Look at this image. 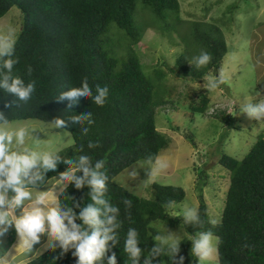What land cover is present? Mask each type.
<instances>
[{
    "label": "trees",
    "instance_id": "trees-1",
    "mask_svg": "<svg viewBox=\"0 0 264 264\" xmlns=\"http://www.w3.org/2000/svg\"><path fill=\"white\" fill-rule=\"evenodd\" d=\"M137 3L140 7L135 10ZM12 7L19 12L20 25L13 39L12 55L0 57V79L7 71L3 68L4 61L16 60L12 75L22 79L25 85L34 82L35 91L27 103L17 101L16 106L9 109L4 105L15 97L0 89V111L5 113L9 123L37 120L54 124L56 118L67 122V127L62 129L69 134L71 146L54 154L59 157L56 170L44 172L40 169L43 181L35 186L29 185V188H40L60 174L78 168L81 156L89 157V166L93 169L99 160L104 161V167L99 169L108 178L104 198L117 209L115 213H107L115 219L112 225L106 226L112 228L109 235L116 239L108 242L110 251L96 264H107L113 253L117 264H132L124 252L129 229L137 233V247L141 250L138 264H145L146 258L151 264H181V257L184 258L183 264H197L198 258L191 252V239H181L178 252L173 253L168 245L155 240L158 231L152 227L154 222L165 223L168 228L179 227L188 236L211 232L213 237L219 238L215 244L217 264H264L262 136L255 138L240 160L225 154L219 157L218 165L226 170L228 185L220 218L215 223L208 219L201 189L196 206L199 222L186 223L183 217L170 218L166 212L169 202L176 204L182 201L184 192L181 188L152 183L148 187L150 197L144 199L113 183L118 173L135 162H153L168 144L166 137L155 129L154 116L162 106L171 103L163 100L164 91L160 84L142 72L132 48L141 38L143 26L158 21L160 31L176 35L184 45V51L176 57L174 65L184 78L194 81L202 79L209 70L215 79L226 51L218 27L191 23L193 27L190 29H177L183 24L179 20L177 0H0V18ZM140 10H145L149 22L146 19L141 21L142 17L139 23L137 19L135 22L134 13L136 16ZM111 28L116 29L118 43L122 44L119 54L114 52L115 45L109 33ZM189 45H194V49L186 50ZM201 51L209 52L212 60L208 65L197 68L193 60ZM154 73V80L162 77L159 70ZM85 77L93 95L96 94V85L109 88L103 107L95 105L91 97L80 99L71 110L66 109L68 101H56L61 92L81 87ZM207 102L202 95L191 111L204 115ZM89 112L91 124L87 121L77 124L69 119ZM211 117L222 118L224 113L214 111ZM189 143L193 145L192 140ZM67 160L73 163H65ZM75 176L82 178L83 172L76 171ZM202 184L200 187L204 186ZM90 192L87 183L77 189L74 180H68L56 197L62 210L70 208L79 217L83 208L92 203ZM97 207L103 211V206ZM101 219L106 220L107 217L102 215ZM74 223L91 234L92 229L83 225L80 219ZM51 244L57 242L52 241ZM153 248L162 251L150 256ZM61 251L58 246L54 250L48 247L30 260V264H66L70 258H75L77 264L73 248L63 255Z\"/></svg>",
    "mask_w": 264,
    "mask_h": 264
},
{
    "label": "rangeland",
    "instance_id": "rangeland-1",
    "mask_svg": "<svg viewBox=\"0 0 264 264\" xmlns=\"http://www.w3.org/2000/svg\"><path fill=\"white\" fill-rule=\"evenodd\" d=\"M177 2L179 20L183 22L177 29H190L193 27L190 25L192 23L214 25L220 30L226 51L220 62L219 78L216 80L223 79V83L215 90L207 89L205 85L209 78L213 77L210 70L198 82L184 78L174 65L176 57L183 53L184 45L175 34L160 31L157 27L158 21H153V24L147 23L148 25L145 23L141 38L132 48L138 57L142 72L160 84L164 91L163 100L171 103L162 106L154 116L155 129L168 140L167 149L160 152L157 158L165 160L168 167L156 175L153 172L154 163L152 167L146 161H138L118 173L113 182L130 194L144 199L150 197L148 187L151 183L180 187L184 191V198L166 209L170 218H184L183 214L189 208L196 209L197 195L201 189L208 219L215 223L220 218L228 185V174L218 165V157L225 154L240 160L256 137H264V120L251 119L239 111L242 104L248 100L255 104L264 99V0H177ZM139 7L140 4L137 3L135 10ZM140 17L141 21L146 19L149 22L145 10L137 11L136 16L134 13L135 22L137 19L139 23ZM19 25V13L12 7L0 18V35L7 36L13 41ZM109 33L115 45L114 52L119 54L122 45H119L117 40L119 35L114 28H111ZM185 49L193 50L194 45H189ZM156 70L162 75L159 80H154ZM201 95L208 98L204 114L210 109L214 110L213 107L231 110L222 118L202 117L200 114L190 112V108L198 103ZM233 109L237 112V117L236 114H231ZM245 117L250 122L241 119ZM0 127H6V130L25 127L28 130L25 144L20 146V150L28 148L41 154L45 152L56 154L72 144L67 132L50 123L25 120L10 122L7 126L0 124ZM188 138L192 140L193 145L189 143ZM13 148H16L15 143ZM202 167L204 168L200 173ZM134 170L137 175H130ZM56 179L58 178L47 181L39 191L48 189L55 181L53 186L49 187L51 189L49 194L55 196L67 182ZM201 183L204 186L200 187ZM30 191L33 197L38 194L37 189ZM11 195L9 193V196ZM51 206L54 205L49 204V207ZM15 213L17 216L16 211ZM152 227L166 241L158 242L168 246L172 240L178 243L185 237L191 241L196 237L186 235L179 227L168 228L161 222L152 223ZM15 235L10 227L8 232L0 237V248L5 251ZM45 237L47 249L52 240L49 235L48 240L47 235ZM197 264H201L199 259ZM203 264H217L216 255Z\"/></svg>",
    "mask_w": 264,
    "mask_h": 264
},
{
    "label": "clouds",
    "instance_id": "clouds-1",
    "mask_svg": "<svg viewBox=\"0 0 264 264\" xmlns=\"http://www.w3.org/2000/svg\"><path fill=\"white\" fill-rule=\"evenodd\" d=\"M13 44L14 41H11L7 36L0 35V57L11 56ZM211 60L212 55L209 52L201 51L197 57H194L193 62L197 68H201L208 65ZM17 62L12 59L5 60L3 68L7 71L2 74V79H0V89H3L6 94L15 97L10 103H5V108L9 109L16 106L17 101L27 103L35 91L34 82L25 85L22 79L12 75L13 66ZM30 71L31 69H29ZM218 78L219 71L215 76V79ZM215 79L213 77L209 78V82L205 87L210 90L217 89L223 83V79L213 81ZM95 91L96 94L93 95V90L89 86L87 77H85L81 87L71 88L68 91L61 92L56 97V101H68L66 109L71 110L78 104L80 99L91 97L95 105L103 107L109 94V88L107 86L101 87L100 85H96ZM213 108L214 110L210 109L205 115V107L202 117H211L210 115L214 111H221L225 116L231 110ZM239 111L247 114L251 119L257 121L264 120V99H260L255 104L251 100H248L242 104ZM190 112H192L191 108ZM235 113L233 109L231 114ZM69 119L77 124L84 123L85 121L89 124L92 123L90 112L83 116H71ZM53 123L58 128L67 127V122L64 119L56 118ZM0 124L3 126L9 125V121L3 111H0ZM84 131L87 132V129H84ZM26 135H28V130L25 127L7 130L6 127H0V237L4 236L9 228L14 226L19 240L16 247L24 253H32L33 246L40 243V237L45 233V224H47V232L50 240L57 242V244H49V247L53 250L58 246L62 250L61 255H63L70 248H73L74 251L72 254L77 258V264H96L97 261L103 260L105 253L110 251L107 247L108 242L115 241L116 239L115 236L109 235L112 232V228L106 226L112 225L115 217L107 216V213L117 212V209L110 206L104 198L106 191L105 181L108 178L99 171V169L104 167V161L99 160L93 169L89 166V157L81 156L79 158L78 168L60 174L62 181L74 180L77 189H80L85 183L91 189L90 198L92 203L84 207L79 217H77L70 208L62 210L57 197L50 195L48 192H39L33 198L32 192L29 190V185L35 186L38 182L43 181L44 176L41 174L40 169H43L44 172L55 171L59 157L48 152L41 154L28 148L20 150V146L25 144ZM14 143L16 148H13ZM89 146L92 147L93 145L90 144ZM149 159L151 160L152 158L150 157ZM65 163L71 165L73 162L67 160ZM152 163L155 164L153 172L156 175H159L160 172L168 167V163L165 160L158 158L150 164ZM76 171L83 172V177L77 178L75 176ZM130 175L136 176L137 172L134 170ZM9 193L12 195L9 196ZM25 201L30 202L28 207L24 206ZM125 203L131 204L130 201H125ZM49 204H53L54 206L48 207ZM171 204L172 202H169V206ZM97 205L103 206V211ZM45 207H47V211H45ZM17 208H22V212L18 217L14 215V210ZM102 215L106 216L107 219H101ZM183 215L186 223L199 222V213L195 208H189ZM77 218L82 221L83 225H87L92 229L90 235L87 230H82L80 225L74 223V220ZM136 235L137 233L134 229H129L124 244V252L131 259L132 264H138L141 255V250L137 247ZM155 240L165 241V238L157 235ZM214 241L218 243L219 238H214L211 232H199L192 239L191 252L199 259L201 264L212 260L216 255L217 250ZM169 247L173 253H177L179 250L178 243L175 240L171 241ZM161 251L162 249L160 248H153L149 255L160 254ZM8 256L9 253L0 248V264H10ZM180 259L181 264H183L184 258L181 257ZM23 264H30V260L25 259ZM107 264H117L115 253L108 257ZM145 264H151V261L146 258Z\"/></svg>",
    "mask_w": 264,
    "mask_h": 264
},
{
    "label": "crops",
    "instance_id": "crops-1",
    "mask_svg": "<svg viewBox=\"0 0 264 264\" xmlns=\"http://www.w3.org/2000/svg\"><path fill=\"white\" fill-rule=\"evenodd\" d=\"M235 117H237V114ZM246 117H248L247 114H246ZM246 117L241 118V119H245L246 121L250 122L249 120L246 119ZM240 127H245V126L240 125ZM263 139H264V137H263ZM151 166L154 167L152 164H151ZM61 179H62L61 176H59L58 179H56V180H61ZM54 182L49 186L50 188L53 186ZM67 182H68V180H67ZM67 182H65V185L67 184ZM49 187H48V189H46L42 192L50 193L51 189ZM40 188H42V186ZM40 188H35V189H37L36 192H38V193L41 192V191H39ZM30 189H33V188H29V190ZM58 193H59V191H57L55 196H57ZM33 198H35V197H33ZM29 205H30V202L25 201L24 206L28 207ZM48 207H49V205H48ZM15 211L17 212V216H18L21 214L22 208H17V210H14V215H16ZM45 211H47V207H45ZM11 228L15 232L14 226ZM45 229H46L45 233L42 234L40 237V243L33 246V251L30 255H26V253H24L23 251H21L19 248L16 247L18 245V242H19L18 236H17V234L15 235V238L13 236V239L9 242V245H8L7 249L5 250V252L9 253L8 259H9L10 264H23L25 259L32 260L33 258L42 254L46 250V247L48 246L47 241H46V237H45V235H47V240L49 239L48 238V232H47V224H45Z\"/></svg>",
    "mask_w": 264,
    "mask_h": 264
},
{
    "label": "water",
    "instance_id": "water-1",
    "mask_svg": "<svg viewBox=\"0 0 264 264\" xmlns=\"http://www.w3.org/2000/svg\"><path fill=\"white\" fill-rule=\"evenodd\" d=\"M76 263V259L75 258H70L66 264H75Z\"/></svg>",
    "mask_w": 264,
    "mask_h": 264
}]
</instances>
